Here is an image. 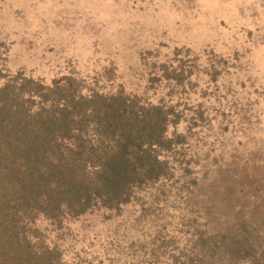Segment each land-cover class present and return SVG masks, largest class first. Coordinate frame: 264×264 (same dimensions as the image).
<instances>
[{"label":"trees","instance_id":"16d2710c","mask_svg":"<svg viewBox=\"0 0 264 264\" xmlns=\"http://www.w3.org/2000/svg\"><path fill=\"white\" fill-rule=\"evenodd\" d=\"M181 119L172 105L87 93L72 76L47 85L0 71V264H61L48 234L139 204L135 222L151 236L144 244L137 227L140 264H264V189H250V161L237 148L218 149L220 168L181 160Z\"/></svg>","mask_w":264,"mask_h":264},{"label":"rangeland","instance_id":"374dc122","mask_svg":"<svg viewBox=\"0 0 264 264\" xmlns=\"http://www.w3.org/2000/svg\"><path fill=\"white\" fill-rule=\"evenodd\" d=\"M0 71L172 105L190 140L181 160L218 167L237 148L250 189H264V0H0ZM139 206L41 227L61 264H140Z\"/></svg>","mask_w":264,"mask_h":264}]
</instances>
